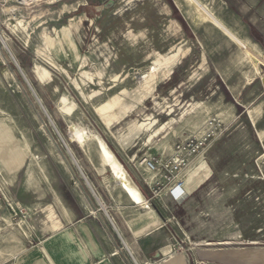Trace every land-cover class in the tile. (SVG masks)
Returning a JSON list of instances; mask_svg holds the SVG:
<instances>
[{
	"label": "rangeland",
	"instance_id": "374dc122",
	"mask_svg": "<svg viewBox=\"0 0 264 264\" xmlns=\"http://www.w3.org/2000/svg\"><path fill=\"white\" fill-rule=\"evenodd\" d=\"M55 1L0 0V264H20L76 198L123 210L95 141L72 142V127L99 135L130 174L214 119L220 131L196 162L211 176L190 182L198 200L151 209L188 264H203L198 249L217 264H264V0Z\"/></svg>",
	"mask_w": 264,
	"mask_h": 264
},
{
	"label": "crops",
	"instance_id": "0c3cea01",
	"mask_svg": "<svg viewBox=\"0 0 264 264\" xmlns=\"http://www.w3.org/2000/svg\"><path fill=\"white\" fill-rule=\"evenodd\" d=\"M209 21L216 28L224 30L222 26L226 23L220 17H209ZM230 29L235 40L234 44L238 45L241 41L242 45L239 49L249 53L252 44L242 39L231 27ZM180 52L178 50L170 56H180ZM217 75L224 88L229 90L223 76L218 72ZM194 166L195 171L193 167L194 173L191 176L192 184H199L202 176H211V170L207 164ZM128 170L145 198L149 199L150 194L146 185L148 174L139 166L134 168L129 165ZM190 191L191 184L188 185L187 193ZM121 193L125 199L123 210L109 214L106 209L112 224L104 211L105 215L102 210L89 207L83 200L76 198L74 205H68L65 212L61 214V227L52 225L54 231L27 249L20 264H130L115 233L134 264H188L185 256L171 255L172 247L168 231L170 220L152 209L146 210L135 205L122 190ZM163 198L174 201L169 196H163L161 200H164ZM187 200L197 201L198 199L193 195ZM179 206L182 205L179 203ZM226 240L228 239L220 243L227 242ZM212 245L214 244H210ZM195 262L217 264L219 260L214 250L198 249L195 253Z\"/></svg>",
	"mask_w": 264,
	"mask_h": 264
},
{
	"label": "built area",
	"instance_id": "2783aa9c",
	"mask_svg": "<svg viewBox=\"0 0 264 264\" xmlns=\"http://www.w3.org/2000/svg\"><path fill=\"white\" fill-rule=\"evenodd\" d=\"M219 128L216 119L210 120L201 136L179 141L169 155L149 154L142 157L139 167L148 174L146 185L151 194L147 199L150 209V201L163 196H169L178 203L187 201L192 168L199 158H204L208 145L220 131ZM107 218L112 224L108 215Z\"/></svg>",
	"mask_w": 264,
	"mask_h": 264
},
{
	"label": "bare ground",
	"instance_id": "6f19581e",
	"mask_svg": "<svg viewBox=\"0 0 264 264\" xmlns=\"http://www.w3.org/2000/svg\"><path fill=\"white\" fill-rule=\"evenodd\" d=\"M55 2H56L55 0H49V3H51V4H53ZM176 4L178 6H180L179 2H177ZM0 40H1V35H0ZM250 44H252V43H250ZM3 45L5 46L4 43H3ZM251 48H252V45H251ZM158 68L159 67H153L152 71L150 70L149 73L143 77V81H145L149 78V75L151 74V72H152V74H154L158 70ZM249 114L251 115V112H249ZM252 121H253V124H255L254 119H252ZM89 132H87L83 129H78L76 127H72V133H71L70 139L72 142H76L82 147H84L89 141H95L98 152H99L100 156L102 157L103 161L105 162V164L107 165V168L110 171V174L112 175V177L114 179V182L119 185L121 190L130 198V200L135 205H138L139 207H141L143 209L149 210L150 208L148 207L147 199L145 198V196L143 195V193L141 192L139 187L136 185V183L134 182V180L132 179V177L130 176V174L128 173L126 168L124 167V165L117 159L115 154L112 152V150L108 147V145L104 142V140H102V138L99 135L91 134ZM261 141H263V140H261ZM66 148H67V146H66ZM69 151L72 153L71 150H69ZM99 201H100L102 207L104 209H107L106 206L101 201V199H99ZM51 215H52V213H51Z\"/></svg>",
	"mask_w": 264,
	"mask_h": 264
},
{
	"label": "water",
	"instance_id": "95a60500",
	"mask_svg": "<svg viewBox=\"0 0 264 264\" xmlns=\"http://www.w3.org/2000/svg\"><path fill=\"white\" fill-rule=\"evenodd\" d=\"M101 10V8H97V11H100ZM17 67L19 68V70L21 71V69H20V67L17 65ZM21 73H22V71H21ZM22 75H23V77H24V79H25V81L28 83V85H29V82L27 81V79H26V77L24 76V74L22 73ZM29 87L31 88V86L29 85ZM32 89V88H31ZM72 156V155H71ZM72 158H73V160H74V162L76 163V165H77V167L79 168V170L81 171V173H82V175L84 176V174H83V172H82V170H81V168L79 167V165L77 164V162H76V160H75V158L72 156ZM84 178H85V180H86V182H87V184H88V186L90 187V189L93 191V193H94V195H95V192H94V190L92 189V187H91V185H90V183H89V181L87 180V178L84 176ZM98 201H99V199H98ZM99 205L101 206V210H103L106 214H108L107 213V211H106V209H104L103 207H102V205H101V203H100V201H99Z\"/></svg>",
	"mask_w": 264,
	"mask_h": 264
}]
</instances>
